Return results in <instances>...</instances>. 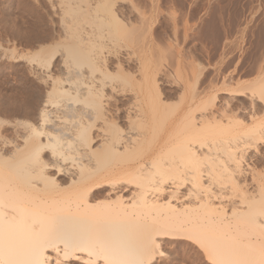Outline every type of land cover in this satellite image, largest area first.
<instances>
[{"label": "bare ground", "instance_id": "bare-ground-1", "mask_svg": "<svg viewBox=\"0 0 264 264\" xmlns=\"http://www.w3.org/2000/svg\"><path fill=\"white\" fill-rule=\"evenodd\" d=\"M11 1L52 42L0 101V264H264V56L210 74L171 11L167 52L161 0Z\"/></svg>", "mask_w": 264, "mask_h": 264}, {"label": "rangeland", "instance_id": "rangeland-1", "mask_svg": "<svg viewBox=\"0 0 264 264\" xmlns=\"http://www.w3.org/2000/svg\"><path fill=\"white\" fill-rule=\"evenodd\" d=\"M3 1L0 0V101L8 93L12 94L17 80L28 74L27 67L30 62L35 57L37 59L41 52L40 49L48 47L52 42L50 39L52 23L47 17L44 6H39L35 13L31 14V12L27 13L18 9L15 1L10 0L11 3ZM137 1L143 8L149 5L148 0ZM161 2L164 13L175 12L181 38L184 23L192 27L186 40L188 42L184 45V49H187L184 50L186 56L190 57V52L191 55H198L196 57H200L201 61L209 64L211 74L212 63L219 59L223 41L226 38L235 39L238 36L236 45L230 49L232 52L228 53V57L225 58V72L227 74L235 72L233 75L237 74L236 77L240 75L245 83L255 79V70L258 67L256 63L258 64L264 56V0H161ZM167 13L157 21L156 30H158L162 46L167 52L172 53L174 51L171 50H174L176 45L174 36L171 34L173 24L167 19L169 18ZM37 14L39 16L41 14L42 23L39 17L37 18ZM32 25L34 29L36 27L39 30L42 29L39 31L38 39L31 35L34 31ZM194 52L196 55L192 54ZM252 71L254 73L251 74ZM9 119V114L0 107V120L8 122ZM167 245L163 246V250L168 254L158 255L154 264H208L205 256L199 255V252L194 249V251H175L171 245V247Z\"/></svg>", "mask_w": 264, "mask_h": 264}]
</instances>
